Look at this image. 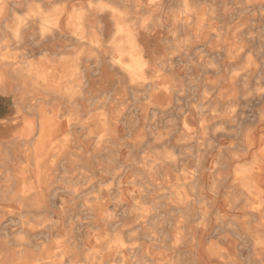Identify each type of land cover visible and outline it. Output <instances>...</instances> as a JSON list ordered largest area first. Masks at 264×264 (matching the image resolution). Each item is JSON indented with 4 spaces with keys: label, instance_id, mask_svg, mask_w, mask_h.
<instances>
[{
    "label": "bare ground",
    "instance_id": "obj_1",
    "mask_svg": "<svg viewBox=\"0 0 264 264\" xmlns=\"http://www.w3.org/2000/svg\"><path fill=\"white\" fill-rule=\"evenodd\" d=\"M235 3L0 0V264H264V0Z\"/></svg>",
    "mask_w": 264,
    "mask_h": 264
},
{
    "label": "rangeland",
    "instance_id": "obj_2",
    "mask_svg": "<svg viewBox=\"0 0 264 264\" xmlns=\"http://www.w3.org/2000/svg\"><path fill=\"white\" fill-rule=\"evenodd\" d=\"M72 1V2H71ZM75 1V2H74ZM81 1V0H70V4H78L79 2ZM237 3H235L234 4V6H237L238 4L240 5V3H239V0H235ZM77 2V3H76ZM229 7V9H231V7L230 6H228ZM227 10V11H225V12H223V9L221 8V6L219 5L218 7H217V11H218V13L219 14H221V16H222V18H226V19H230V10ZM225 13H227V15L225 14ZM250 15H252V11H250V13H249ZM237 20V21H236ZM246 22H248V23H245V25H243V26H241V28L243 27V29H250V32H252L253 31V33H251L250 35H248L249 36V38H251L248 42H246V48L248 49L247 51L249 52V54L252 56V58H255L256 56H257V51H258V49H257V47H258V45L262 42V40H264V24L263 23H259V25L257 24V22H249V21H246ZM241 23V20L237 17V18H233V20H232V25H238V24H240ZM253 34V35H252ZM256 35V36H255ZM247 36V37H248ZM255 36V37H254ZM153 39V40H152ZM151 40H149L148 42H149V48L150 49H153V50H155V52L157 53V54H162V48H161V46H160V43H161V39L162 38H152ZM156 43V44H155ZM68 55H70V54H68ZM219 64H220V62H218ZM177 66H178V62H177V64H176ZM224 67V66H223ZM223 68H222V65H221V68H220V72L217 74V75H214V78L215 77H217V76H222V73H223V70H222ZM197 74H199V75H201V70H200V68H199V71H198V73ZM183 78H185V77H183ZM257 79H260L262 82H264V64H258L257 65V69H256V71L252 74V80L254 81V80H257ZM184 83L185 84H188V79H187V77L185 78V81H184ZM100 100V101H99ZM96 101V102H95ZM95 101H93L94 103H91V105L88 107V109L90 110H99V109H101V108H103V107H106L107 106V104H108V99H106V98H97V99H95ZM98 102H100V103H102V104H100V103H98ZM0 111H2L3 109H4V104H3V101L1 100V97H0ZM97 104V105H96ZM100 105H102L101 107H99ZM105 105V106H104ZM92 107V108H91ZM99 107V108H98ZM95 108V109H94ZM177 108H178V106H177V104H176V102L175 101H173L172 103H171V108L169 109V111H168V114H170V115H175V113H176V111H177ZM255 114V115H254ZM257 115H258V110H257V106L256 107H254L252 110H251V117H250V121H248V120H246V121H244V122H242L241 124H240V130L241 129H243V128H245V127H248V126H252V127H254L255 125H257V123H256V121H257ZM147 118V119H146ZM148 116L147 115H142L141 116V122L143 121L144 123L143 124H147V125H149L150 124V120H148ZM155 125V124H154ZM153 125V126H154ZM153 126H151V129L153 130ZM162 125L161 124H159V129H162L163 131L165 130V128L163 127H161ZM155 131V130H154ZM215 147V146H214ZM182 150V148L181 147H178V150ZM184 149V148H183ZM183 151V150H182ZM190 161V162H189ZM190 168H194V165H195V160H193V159H189V160H187V163H186ZM190 164V165H189ZM192 164V165H191ZM61 171H60V175L61 176H65V174L66 175H68V171H66L65 170V168L63 169V168H61L60 169ZM64 171V172H63ZM66 171V172H65ZM65 173V174H64ZM76 173V172H75ZM71 174H74V172L73 173H71ZM62 181H64V180H62ZM71 216L72 215H69L67 218H66V222H65V224H68V222L71 220V221H73V225H74V227H77L78 225V219H75V217H73V219H71ZM89 220L88 219H82L80 222H88ZM128 221V222H127ZM132 221V218L131 217H129V218H127L126 219V222L127 223H130ZM80 222H79V225H80ZM64 224V225H65ZM20 233L21 231L18 229V230H16V233ZM74 233L76 234V239H77V242H79L80 243V241H81V238L79 237V234H80V232H79V230L77 229V228H75L74 229ZM21 235H22V233H21ZM238 260H240V261H242V260H244L245 258H248V253H247V251H245V250H243V252L242 253H240V254H237L236 256H235Z\"/></svg>",
    "mask_w": 264,
    "mask_h": 264
}]
</instances>
